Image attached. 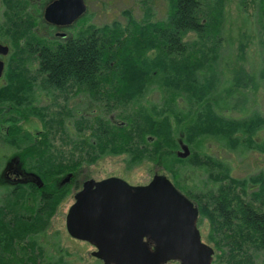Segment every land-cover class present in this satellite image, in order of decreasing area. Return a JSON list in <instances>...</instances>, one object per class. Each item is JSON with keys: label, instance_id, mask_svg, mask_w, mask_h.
<instances>
[{"label": "trees", "instance_id": "trees-1", "mask_svg": "<svg viewBox=\"0 0 264 264\" xmlns=\"http://www.w3.org/2000/svg\"><path fill=\"white\" fill-rule=\"evenodd\" d=\"M41 1L1 0L0 41L10 49L0 86V118L8 124L3 140L16 149L10 156L18 155L26 170L39 175L44 188L11 189L0 183L6 190L0 201V264H39L38 259L40 264H54L47 255L43 259L41 248L35 257L19 248L29 233L37 232V220L54 212L56 194L47 190L48 184L107 155H127L133 164L146 160L169 174L176 189L198 210L197 223L207 221L212 264H253L257 253L264 264V174L236 179L222 162L193 149L186 159L175 156L179 142L191 149L206 138L233 148L243 140L252 148L255 134L264 129V118L227 119L212 102L219 82L215 67L223 34L222 0H168L166 17L158 21L151 20L145 5L143 21L126 13L125 25L94 26L86 21V12L67 39L55 42L34 32L41 19L37 8ZM33 60L37 67L31 74ZM262 78L264 82V74ZM246 80L233 71L220 103L239 107ZM153 86L161 91L160 106H135ZM36 87L57 92L65 102L87 96L100 109L98 116L74 122L76 131L89 132L88 139L75 145L78 156L52 150L50 139L58 132L52 124L59 122L61 127L65 107L49 118L47 108L32 104ZM30 115L44 123L37 140L18 125ZM262 145L259 149L264 152ZM8 157L2 158V166ZM185 162L203 168L214 190L193 192L181 185L177 165ZM61 259L55 263H64Z\"/></svg>", "mask_w": 264, "mask_h": 264}, {"label": "rangeland", "instance_id": "rangeland-1", "mask_svg": "<svg viewBox=\"0 0 264 264\" xmlns=\"http://www.w3.org/2000/svg\"><path fill=\"white\" fill-rule=\"evenodd\" d=\"M48 1L42 0L40 3ZM84 2L88 13L86 21L98 27L113 22L125 25L127 21L126 13H130L137 21H143L146 14L145 5L150 7L151 20H162L166 17L169 6L168 0H84ZM222 5L223 34L219 59L215 67L219 82L212 102L216 103L217 112L227 119H247L253 115L264 118V82L262 81L264 74V0H222ZM3 10L0 0V24L3 21ZM189 37L194 39L192 34ZM7 59L6 57L3 60L5 64ZM36 67L37 62L33 60L30 66L31 74H34ZM233 71L239 72L245 80H249H246V86L240 91L243 102L236 108L220 103V99L225 97V90L229 87V79ZM159 91V88L153 86L144 98L134 105L144 107L150 105L160 106L161 91ZM32 104L40 109L47 108L49 118L55 117V113L65 107L66 114L61 117L62 128L59 126V122L55 125L54 121V124H52L53 129H58V132L56 137L50 139L53 145L52 150L56 149L65 156L70 154L71 156H78L80 153L75 151V145L86 140V138L88 139L89 132L79 133L74 128V122L79 118L91 119L101 113L98 106L87 96L71 97L65 102L63 96L57 92H43L39 87L34 88ZM180 108L186 110L182 104ZM44 121L50 122L48 119ZM18 125L23 133H28L35 140L44 128L43 121L34 115L19 121ZM7 129L8 124L2 122L0 126V170L3 167L2 158L16 152L15 148L9 146L3 140ZM64 141L69 143L65 144ZM91 142L93 141L91 140ZM253 142L254 146L252 148L248 147L243 140H241L238 147L233 148L222 140L206 138L198 146H193L191 149L186 143H179L187 146L189 155L193 149L200 155H207L219 160L228 167L233 178L248 179L260 173L264 174V152L259 149V147L263 149L264 129L255 134ZM179 151L180 146L175 153L177 154ZM177 166L180 169L179 181L188 190L193 192L214 190L215 186L208 181V173L203 168L195 167L187 162ZM80 170L78 176H76L79 186L83 181L89 179L101 181L112 177L119 178L130 186H145L155 175L165 176L171 181L169 174L161 167L146 160L133 164L127 155L103 156L94 163L82 164ZM63 176L55 178L47 187V190L54 191L56 194L52 205L54 212L42 220H37L38 230H40L28 234V238L21 245L19 244L20 251L26 254L30 253L31 257H35L39 254L38 249L41 248L43 259L47 255L49 260L53 259L54 264L59 258H62L61 260L64 262L62 264H102L91 256V253L95 251L93 246L71 238L66 232L65 219L69 208L74 203L73 196L76 189L72 186H65L57 191L58 188L55 184ZM42 188H44V185ZM5 194L6 190L0 189V201H3ZM28 197V205L31 206L32 196ZM197 228L202 242L212 248V245L207 241V221L202 220L199 224L197 223ZM31 251L34 252L33 255ZM40 261L37 260L39 264ZM169 264L179 263L170 262ZM253 264H263L261 254H254Z\"/></svg>", "mask_w": 264, "mask_h": 264}, {"label": "water", "instance_id": "water-1", "mask_svg": "<svg viewBox=\"0 0 264 264\" xmlns=\"http://www.w3.org/2000/svg\"><path fill=\"white\" fill-rule=\"evenodd\" d=\"M85 12L84 0H55L45 8L44 20L70 26ZM8 51L0 45V56ZM3 71L0 60V77ZM188 155L187 146L180 144L176 157ZM32 178L42 189L41 179ZM197 219L194 204L165 176L155 175L145 186L112 177L83 184L67 212L65 228L71 238L93 246L91 256L102 264H212L214 251L202 242Z\"/></svg>", "mask_w": 264, "mask_h": 264}, {"label": "flooded vegetation", "instance_id": "flooded-vegetation-1", "mask_svg": "<svg viewBox=\"0 0 264 264\" xmlns=\"http://www.w3.org/2000/svg\"><path fill=\"white\" fill-rule=\"evenodd\" d=\"M54 2H55V0H49L48 2H43V3L37 4V8L40 10L41 19H40V23L34 29V32L37 36L46 39L48 42H51V41L55 42V41L67 39L71 35L70 33L74 30L75 26H77V22H74L70 26H55V24H49L44 20L45 8L50 3H54ZM86 12H87V6H86ZM86 12L81 17L85 16ZM0 45L6 46L8 48V50L10 51V49L6 43L0 42ZM9 51H8V54H9ZM8 54L6 56H0V60L3 63H4L3 60L8 56ZM5 65L6 64L4 63V69H5ZM3 74H4V71H3ZM3 74L0 77V86H2L5 82V78L3 77L4 76ZM5 121H3V119L0 118V126H1L2 122H5ZM6 160L7 161L5 162V164L3 166L2 174L0 176V183L1 184L8 186L11 189H17V188L30 189L32 187L39 189V188H37L35 182L33 183V178H32V176L39 177V175L36 173H33L32 171L26 170L24 168V164H23L21 158L18 155L14 154L12 156H9ZM80 171L81 170L79 169L76 173L75 172H73V173L69 172V173L65 174L55 184L58 189L64 188L65 186H72L74 189H76V192L73 196L74 202H75V195L83 188V184L89 180H92V179H89V180L83 181L81 183V185L79 186V184H78L79 182L76 179V176H78V173ZM66 176L69 177L68 182L63 184V181L65 180ZM41 181H42V179H41ZM96 182H99V181H96ZM43 185H44V183H43Z\"/></svg>", "mask_w": 264, "mask_h": 264}]
</instances>
